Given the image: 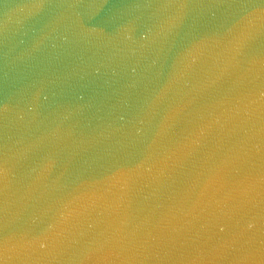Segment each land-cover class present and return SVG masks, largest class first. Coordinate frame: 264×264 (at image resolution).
I'll list each match as a JSON object with an SVG mask.
<instances>
[{
    "label": "water",
    "instance_id": "obj_1",
    "mask_svg": "<svg viewBox=\"0 0 264 264\" xmlns=\"http://www.w3.org/2000/svg\"><path fill=\"white\" fill-rule=\"evenodd\" d=\"M0 264H264V0H0Z\"/></svg>",
    "mask_w": 264,
    "mask_h": 264
}]
</instances>
